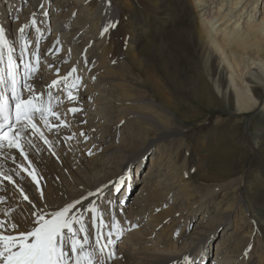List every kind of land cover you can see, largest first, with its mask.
<instances>
[{"label":"bare ground","instance_id":"bare-ground-1","mask_svg":"<svg viewBox=\"0 0 264 264\" xmlns=\"http://www.w3.org/2000/svg\"><path fill=\"white\" fill-rule=\"evenodd\" d=\"M118 1L121 2L120 7L112 0H0V27L5 29L9 39L15 41L18 63L19 41L11 35V26L19 33L21 25H31L32 13L41 3L51 7L52 13L49 14L66 29L62 39L73 42L75 54L83 58V75H79L82 81L77 88L71 89L76 100L69 101L68 89L63 84L51 89L54 111L60 113V118L70 127L61 125L59 132H49L39 122L52 141L51 147L44 145L43 141H36L40 151L26 146L31 165L22 157L15 163L12 159L0 157V164L6 172L17 169L21 163L25 167H34L41 178L43 201L30 177H27V182L15 175L13 178L24 185L37 207L46 203L49 210L81 196L87 197L89 192L108 185L104 198L99 195L88 197L82 201L81 207L87 208L95 201L101 210H108L104 214L109 225L103 229L105 235L111 230L109 211L121 221L123 234L117 236L113 233L112 239L119 238V241L110 245L116 252L115 264H173L177 260L183 264L184 255H190L198 264L204 263L209 257V246L215 243L208 236L225 224L230 228L234 225V229L230 233L226 228L223 230L219 247L224 248L230 260H222L220 264H264L263 233L252 235L247 214L241 206L242 198H234L244 179L232 178L230 169L216 179L204 177V181H210L214 186L196 188L199 196L195 200L186 192L185 172H181L176 163L180 158V148L185 144V139L178 138L184 131L181 123L197 120L201 124L209 111L225 106L233 107L235 115L244 116L259 106L264 112V0H150L152 13L143 11L127 21L131 28L126 44L127 57L115 58L112 57L115 53L110 41L113 27L103 35L101 33L104 27L121 22L124 11L132 9L131 0ZM43 20L32 27L40 29L39 44L46 56L28 82L34 84L37 93H44L43 99L47 100V85L57 78L55 68H59L63 76L71 67L77 68L74 62L77 57L69 58L68 43H56L58 28L49 34L42 27ZM182 34H188L189 48L194 55L189 72L177 48L176 40ZM37 36L35 30L32 39L35 44ZM80 36L86 38L82 43L79 42ZM56 48L60 51L57 52ZM28 57L25 55L24 59L28 60ZM31 59L35 66L34 57ZM49 65L53 68L49 69ZM23 72L21 64V84L24 83ZM78 73L79 68L76 75ZM182 73L186 74L185 80L179 77ZM96 76L104 79L102 84L97 83ZM68 83L71 84L72 80ZM55 90L58 92L53 95ZM181 98L188 103H182ZM103 106L108 110L106 120L101 110ZM71 107L82 111L72 114L68 111ZM49 119L50 123L59 124L55 118ZM215 122L220 124L224 120L218 117ZM122 123L124 128L131 127V131L117 138L118 125ZM240 123L241 119L233 123L232 128L239 127ZM250 127L255 130L252 125ZM81 132L88 137L87 140L80 135ZM231 132H226L228 145L236 148L239 142L234 141ZM73 133L74 139H65ZM192 138V146L206 148L204 152L211 158L221 161L229 155L222 152L217 142L215 149H208L210 142L205 136L198 134ZM165 143L167 150L161 148ZM151 150L158 151L147 168L148 177L140 179L143 182L140 184L141 193H135L134 200L126 202L128 192L137 180V176L130 173L126 176L125 187H122L123 197L118 203L114 201V184L128 172L132 163H140L143 155ZM182 166H186V160ZM153 170L157 174L165 170L170 186L155 181L151 176ZM20 171L21 176H27L22 169ZM222 176L230 178L219 183ZM107 190L108 197L105 196ZM18 192L19 189L11 182L0 178V196L7 198V204L15 206L22 203L23 209L28 210L29 205L20 201ZM220 194L228 199L227 203L216 200ZM231 195L232 200L229 199ZM111 197L113 200L109 205L107 200ZM123 200L124 203L121 202ZM2 207L4 205H0ZM213 208L215 211L211 214ZM187 209L190 210L188 220L192 230H186L184 225L181 233L177 234V230L172 229L174 223L170 221L164 228L161 226L164 218L172 217L175 222L184 220ZM198 210L199 214L196 213ZM235 210L241 214L237 219L231 217ZM161 211L164 212L161 214ZM196 216H200V221L194 223L192 219L195 221ZM184 221L186 224L187 220ZM86 224L92 232L90 215L86 217ZM170 229L172 234H167ZM233 235H236L234 239ZM90 239L94 242V233ZM101 243L106 241L101 240ZM249 245L251 249L245 256ZM220 250L215 252L216 259L206 264H219Z\"/></svg>","mask_w":264,"mask_h":264},{"label":"snow or ice","instance_id":"snow-or-ice-1","mask_svg":"<svg viewBox=\"0 0 264 264\" xmlns=\"http://www.w3.org/2000/svg\"><path fill=\"white\" fill-rule=\"evenodd\" d=\"M18 14L19 10H17V19ZM43 15L47 16L48 13L44 12ZM36 24L35 13H32L31 26ZM29 27V24H23L18 30L20 63L17 62L15 54V41L9 39L5 29L0 27V157L12 159L13 163L22 157L31 165L26 146L40 151L36 141H43V144L49 147L52 145V141L47 138L39 122H42L43 127L49 132L53 130L59 132L61 125L70 127L60 118L61 114L54 111L51 89L63 84L68 89L67 98L70 102L74 101L77 97L72 94L71 89L77 88L82 78L76 75L75 66L63 76L60 75V69L55 68L57 78L47 85L48 99L44 100L45 94L37 93L34 84L28 82L29 78L38 71L41 63L40 29L38 27L35 29L38 36L35 50H32L29 48L31 41L26 36V30ZM109 27H116V23L104 27L101 34L106 33ZM56 43L58 44L59 41L57 40ZM56 51L59 52L60 49L56 48ZM25 55L30 58L25 60ZM32 57L35 59V66H33ZM21 64L24 70L23 84L19 77ZM48 67L52 69L53 65ZM70 79L71 84L68 83ZM68 111L76 114L82 109L71 107ZM49 117L58 120L59 124L50 123ZM80 135L85 140L88 139L83 132ZM74 138L75 133L65 137L66 140ZM89 154L91 155L90 151ZM20 169L27 176H21ZM130 172L131 169L127 174L121 175L119 181L114 184L117 193L125 185L126 175ZM14 175L21 177V180L25 182H27V177H30L39 192L40 199L42 201L45 199L41 178L34 167H25L21 163L17 169H9L6 172L3 164H0V178L11 182L18 188L20 201L27 202L29 205L28 210H24L22 203L15 206L8 205L7 198L0 196V205H4L0 208V264H108L109 261L115 264L116 252L110 245L114 243L113 233L117 236L123 234L121 221L109 211L111 230L105 235L103 229L108 228L109 225L105 221L104 214L108 210H101L95 201L91 202L87 208L81 207L82 201L87 200L88 197L99 195L104 198V191L108 185L98 187L95 192H89L87 197L81 196L63 206L49 210L46 203L42 207H37L24 185L13 178ZM107 204L111 205L112 200H107ZM89 215L92 232L86 224V217ZM132 227H137V225H132ZM93 233L94 242L90 239ZM101 240H105L106 243L102 244ZM250 249L251 245L246 248L245 256L248 255ZM182 262L183 264H198V261L190 255H184ZM173 264H181V261H174Z\"/></svg>","mask_w":264,"mask_h":264},{"label":"rangeland","instance_id":"rangeland-1","mask_svg":"<svg viewBox=\"0 0 264 264\" xmlns=\"http://www.w3.org/2000/svg\"><path fill=\"white\" fill-rule=\"evenodd\" d=\"M6 1H10V0H6ZM112 1L114 4H117L120 7L121 2H119L118 0H112ZM131 3H132L131 5L132 9H128L124 11L125 19L123 18L121 22H119L116 25V27L112 28L111 30L110 41L113 42L111 46L115 53L114 55H112V57H115V58L116 57L126 58L128 55L126 44L127 42H129L131 28H130V24H128L127 21H129L132 16L134 15L137 16L143 11H147L151 13L153 12V10H151L152 5L150 3V0H131ZM41 5H43V7H41ZM34 12H35L36 20L38 23H40V21L44 19L42 22V27L45 30H47L49 34H52L55 31V29L58 28V31L56 34L57 40L63 41L64 43L66 42V44L68 43L69 58L72 60L75 57H77V59L74 60V62L75 64H77V68H79L78 75H81V74L83 75V69H82V64H81V61L83 58H80L81 57L80 55L75 54L76 45H74L73 42L69 40L64 41L62 39V37L65 35L66 29L65 27H62L63 24L55 20L49 14V13H52L51 7L41 3L35 8ZM44 12H47L48 15L47 16L43 15ZM11 35L14 38H17L16 40L19 41L18 39L19 33L16 32V29L13 25L11 26ZM26 36L28 39H31V42H33L29 45V48H31V45L33 44L32 48L35 49V45H36L35 41L34 40L32 41V39L35 37V30L33 29L31 25L26 31ZM84 40H86V38H84L83 36L79 37V42L82 43ZM176 41H177V48L183 55V58L187 64L186 70L187 72H189L191 71L192 63H194L193 61L194 55H193L192 50L189 48L188 34L187 35L182 34V36L178 38ZM17 45H18L17 47L19 48L20 41ZM72 48H73V51L71 50ZM43 50L44 49L42 45L39 44V53H40L41 59H43L45 55V52H43ZM17 62H18V59H17ZM42 63L43 62L41 60L40 64ZM97 77L98 76H96L95 78V80H97V83L102 84L104 79L101 80V78L99 77L97 78ZM179 77L185 80L186 74L183 75L182 73L179 75ZM103 86L104 85H102V87ZM133 86L137 87V85L135 84H133ZM53 93H56V90ZM81 94H83L82 91H81ZM176 96H178V94H176ZM178 98L180 99V97ZM84 100L85 99H83V101ZM181 101L184 104L188 103V101L183 98H181ZM57 107L59 108V106ZM105 109H106L105 106L101 107V110L106 120L108 119V116L106 115L108 110H105ZM209 112L210 113L207 116L204 115V117L206 116V119H204L203 122H201V124H198L197 120H187L185 123H181V126L184 131L180 136H178V138L185 139V144L180 148V153H179L180 158L176 159V163L178 164L180 171L185 172L184 176H185V179L187 180L186 187H185L186 192L190 196H193V198L196 200L199 196V193L196 190V188L200 189L205 185L209 187L214 186L210 181H204L203 179L204 177H211L212 179H216V177H218V175L223 173L226 169H230L231 173L233 174L231 175L232 178L242 177L244 179V183L238 186L234 198H237V200L242 198L241 206H242L243 211H245V213L247 214V220H248V223L250 224L252 235L263 233V237H264V112H263V109L261 108V106H259L257 109H255L254 111L248 112L244 116L241 114L235 115V109L233 107H228V106L221 107L217 110H214V111L212 110ZM218 117L223 119L224 122L220 124H216L215 120ZM240 119H241V123L239 124V127L232 128V124L236 123V121H239ZM250 125H252L255 130H252ZM230 130L232 131L231 133L234 134V137H235L234 141L239 142L236 148H233L228 145L226 132ZM126 131L130 132L131 127L124 128V123L119 124L118 131L116 132L117 135L116 134L115 135L117 138L122 137V134H125ZM198 134L205 136L206 141L210 142L208 145L209 146L208 149H212V150L215 149L214 145L217 142L220 144L222 152H226L229 155L220 161V159L216 157L211 158L210 156H208L206 152H204L206 151V148L202 146L200 147L192 146V139H193L192 137ZM162 147L163 149L164 147L166 149L167 143L162 144L161 148ZM157 151L158 150L147 151L143 155L142 161L140 163L134 162L129 166L128 170L131 169L130 175L132 174L136 175L137 180L135 181L133 187L128 192V197L126 201L127 203L128 202L130 203L132 200H134L135 193L136 194L141 193L140 184L143 183L141 180L144 177L146 178L148 177L146 174V172L148 171L147 168L151 165V162H152L151 160L154 159L153 155H155ZM184 160H186L185 167L182 166V163L184 162ZM154 170L156 171V169ZM154 170L151 176L155 179V181H159V182L161 181V182H164L167 186H170L171 182L169 183V181L167 180L165 176V170H161L160 171L161 174H157ZM126 176H129V174ZM228 178L230 177H226V176L220 177L219 183L225 182V180ZM123 189L124 188H122L121 191L118 193L117 192H115V194L113 193V195L116 197V199L114 197L115 199L114 201H117V203L119 202V198L121 196L123 197V194H122ZM106 195L107 197L110 196L108 190L105 193V196ZM229 199L232 200V195ZM111 200H113V197H111ZM124 200L121 202L124 203L125 202ZM216 200L217 201L223 200L225 203H227L228 201V199L224 198V196L221 194L220 196L216 197ZM214 211H215V208L212 209L211 214H213ZM163 212L164 211H161V214ZM189 212L190 210L188 209L186 210L185 213L183 212L184 213L183 219L187 220L186 224L184 220L180 222H175V220L172 221V219L174 218L171 217L170 219L164 218L163 220H161V222L164 221V223H162L161 226H163L164 228L165 225L170 221V223H174V226L172 227V229H176L177 233H181V229L184 227V225H185L186 230L190 231L192 230V226H190ZM196 213L199 214L200 213L199 210ZM240 215H241L240 212L235 210L232 212L231 217L233 219H237V217L239 218ZM198 220L200 221V216H196L195 221L192 219L194 223ZM224 228H226V232L230 233V232H233L234 225L231 228L228 227L227 224L221 225L216 229L215 232L210 233L208 238L211 240V242L215 241V243L209 246L210 247L209 257L207 258V260L204 263L201 261L199 262V264H206L210 260L216 259L217 253L215 252L218 249H221L218 255L219 258L221 257L218 262L219 264L222 262V260H225V261L228 259L230 260V258L227 257V254L224 251V248L219 247V245L221 244V240L224 236L223 235ZM172 229L166 231V233L170 234ZM246 229L249 231V228H245V230ZM235 236L236 235H233L232 239H234ZM113 241L114 243H117L119 241V238ZM262 244L264 246V241L262 242Z\"/></svg>","mask_w":264,"mask_h":264}]
</instances>
